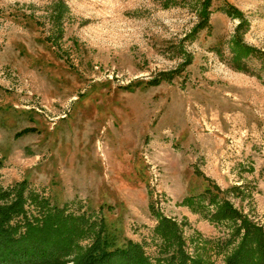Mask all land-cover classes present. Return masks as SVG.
I'll use <instances>...</instances> for the list:
<instances>
[{
	"label": "rangeland",
	"instance_id": "obj_1",
	"mask_svg": "<svg viewBox=\"0 0 264 264\" xmlns=\"http://www.w3.org/2000/svg\"><path fill=\"white\" fill-rule=\"evenodd\" d=\"M23 179L114 246L155 256L161 215L223 264L212 195L264 229V0H0V185Z\"/></svg>",
	"mask_w": 264,
	"mask_h": 264
},
{
	"label": "trees",
	"instance_id": "obj_2",
	"mask_svg": "<svg viewBox=\"0 0 264 264\" xmlns=\"http://www.w3.org/2000/svg\"><path fill=\"white\" fill-rule=\"evenodd\" d=\"M200 16L198 29L208 26L206 4ZM170 78L171 73L164 72L149 83ZM194 198L188 196L182 202L191 205ZM210 202L215 209L207 216L209 220L235 224L233 236L238 242L224 256L223 264H264V229L240 214L228 200H215L212 195ZM157 216L154 231L161 242L151 256L141 242L130 239L124 246H114L105 234L102 218L90 220L85 213L76 215L51 205L24 179L8 187L0 185V264H205L198 254L186 249L182 224Z\"/></svg>",
	"mask_w": 264,
	"mask_h": 264
}]
</instances>
